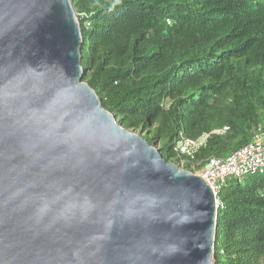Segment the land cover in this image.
Returning <instances> with one entry per match:
<instances>
[{"label": "water", "instance_id": "obj_1", "mask_svg": "<svg viewBox=\"0 0 264 264\" xmlns=\"http://www.w3.org/2000/svg\"><path fill=\"white\" fill-rule=\"evenodd\" d=\"M71 0H0V264H213L216 197L83 80Z\"/></svg>", "mask_w": 264, "mask_h": 264}, {"label": "trees", "instance_id": "obj_2", "mask_svg": "<svg viewBox=\"0 0 264 264\" xmlns=\"http://www.w3.org/2000/svg\"><path fill=\"white\" fill-rule=\"evenodd\" d=\"M71 3L83 80L167 162L197 174L264 138V0ZM204 134L194 157L176 150ZM218 196L213 264H264V174L228 180Z\"/></svg>", "mask_w": 264, "mask_h": 264}, {"label": "built area", "instance_id": "obj_3", "mask_svg": "<svg viewBox=\"0 0 264 264\" xmlns=\"http://www.w3.org/2000/svg\"><path fill=\"white\" fill-rule=\"evenodd\" d=\"M227 130L226 127L214 133ZM209 136L210 134H204L198 140L182 139L177 143L176 150L181 154L194 157L198 149L206 144ZM197 174L213 189L217 209L223 207V202L218 194L228 180H241L248 175L264 174V138L257 136L253 142L242 146L227 158H212Z\"/></svg>", "mask_w": 264, "mask_h": 264}, {"label": "clouds", "instance_id": "obj_4", "mask_svg": "<svg viewBox=\"0 0 264 264\" xmlns=\"http://www.w3.org/2000/svg\"><path fill=\"white\" fill-rule=\"evenodd\" d=\"M77 19H78V18H77ZM82 72H84V71H83V68H82Z\"/></svg>", "mask_w": 264, "mask_h": 264}]
</instances>
